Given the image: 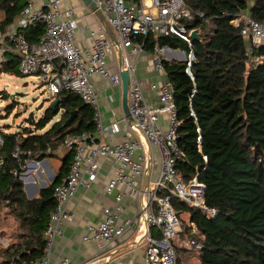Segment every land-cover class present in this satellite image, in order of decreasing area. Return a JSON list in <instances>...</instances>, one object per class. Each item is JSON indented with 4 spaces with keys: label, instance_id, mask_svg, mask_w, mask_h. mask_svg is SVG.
<instances>
[{
    "label": "trees",
    "instance_id": "16d2710c",
    "mask_svg": "<svg viewBox=\"0 0 264 264\" xmlns=\"http://www.w3.org/2000/svg\"><path fill=\"white\" fill-rule=\"evenodd\" d=\"M185 1L194 13L187 25L200 33V39L193 42L194 78L186 72L185 60L164 59L165 72L175 89L180 121L178 143L183 159L177 162V168L186 180L201 168L200 178L207 184L206 201L219 213L210 217L176 197L173 204L178 210L191 213V221L200 232L196 238L202 249H194L200 264H264V46L255 52V56L263 57L262 61L251 60L247 55L249 41L240 26L232 23L242 11H249L264 22V0ZM25 5L24 0H0L6 12L4 28ZM198 12L204 15L199 16ZM44 30L42 23L32 25L28 40L38 42ZM137 39L149 51H154L157 42L188 49L186 42L175 35L156 37L149 33ZM1 66L2 72L24 76L15 56ZM55 96L42 117L33 121L34 129L23 127L18 132H6L0 127L4 138L0 147V210L4 205L9 207L17 228L16 241L0 248V264H12L16 254L32 259L44 255L45 231L57 203L54 187L69 172L73 151L54 182L31 199L14 170L25 171L23 166L30 158L51 155L48 148L54 151L68 135L96 130L93 110L78 95L64 90ZM51 121V127L37 133ZM199 135L202 151L198 148ZM17 145L22 151L20 159L13 156Z\"/></svg>",
    "mask_w": 264,
    "mask_h": 264
},
{
    "label": "built area",
    "instance_id": "2783aa9c",
    "mask_svg": "<svg viewBox=\"0 0 264 264\" xmlns=\"http://www.w3.org/2000/svg\"><path fill=\"white\" fill-rule=\"evenodd\" d=\"M103 11L116 37L123 47L124 68L130 72L128 104L134 124L127 123L124 138L118 141L105 140L104 136L121 130L117 121L105 123L100 100L95 90L92 76H103L115 86L122 87L121 72L109 67L110 56L116 44L105 27L98 21L89 27L91 43L82 46L77 41L79 18L74 7L64 0H45L39 7L34 0H26L17 19L0 32V64L8 60L10 48L19 55V70L24 75L37 74L44 80L53 95L68 90L78 95L93 110L94 132L68 135L62 146L73 151V160L67 175L54 187L56 207L51 212L45 231L44 255L37 259L16 254L12 264H52L51 252L55 238L62 233V223L71 221L75 212L71 202L81 187L90 188L97 179L100 157L110 158L117 164L106 181L105 190L113 197L112 206H105L102 217L88 225L85 239L98 246L96 263L108 258L116 251V243L129 230H134L138 238L146 242V264H179L175 240L182 231L183 223L179 210L173 204L176 197L191 207L198 208L210 217L218 215L217 208L206 201L207 184L200 178L201 168L186 180L177 168L183 159V151L178 143V109L175 103V89L167 79L160 86L159 105L151 106L144 95V87L139 80L136 67L130 62L132 49L136 53L144 51V42L139 36L154 33L156 37L175 35L188 45L185 50L186 72L193 76L191 67L196 61L194 38L187 21L193 18V11L185 0H94ZM203 16L202 12H198ZM42 23L44 33L36 43L28 40L27 32L32 25ZM240 26L242 35L249 41L247 55L251 60L262 61L255 56L258 48L264 46V22L255 19L245 11L239 12L232 20ZM197 30V29H196ZM167 48L158 42L154 50V64L165 71L164 59ZM194 78V76H193ZM194 92L196 89L193 90ZM167 113L168 123L163 125L161 113ZM195 116V112L192 111ZM141 128L149 142L159 149L162 169L153 183L144 191L145 202L133 217H123L124 198L131 195L138 198L142 192L139 178L146 173L144 141L136 129ZM200 128L198 127V131ZM137 133V135H136ZM19 135H17L18 139ZM4 138L0 134V147ZM198 148L202 151V136H198ZM48 150L52 152V148ZM22 151L17 145L13 156L20 159ZM207 160V156L204 155ZM3 162L0 158V164ZM27 163L23 166L26 167ZM14 175L22 179L24 171L14 170ZM158 230V235L153 233ZM5 236H0V244L7 245ZM185 246L197 251L202 244L196 238H189ZM29 252V251H28ZM55 264H74L70 258L62 257Z\"/></svg>",
    "mask_w": 264,
    "mask_h": 264
},
{
    "label": "crops",
    "instance_id": "0c3cea01",
    "mask_svg": "<svg viewBox=\"0 0 264 264\" xmlns=\"http://www.w3.org/2000/svg\"><path fill=\"white\" fill-rule=\"evenodd\" d=\"M24 1L26 2V0ZM34 1L39 7L43 6L45 2V0ZM64 2L66 5L74 7L76 15L79 18V29L76 33L78 43L82 46L89 45L91 43L89 27H95L99 21L98 18L92 10L86 6L83 0H64ZM246 13L250 14L249 11H246ZM5 18V9L0 6V32L7 27L4 28ZM136 40L138 41V39ZM164 46L167 48L165 59L185 60V50L173 48L168 45ZM121 52V49L116 44L115 50L111 54L109 60V67L112 71L121 72V66H124V60H122L121 63ZM129 52L130 62L136 67L137 76L144 87V95L147 102L151 106H158L160 86L168 79L166 72L158 70L155 67L154 51L144 49L143 52L136 53L132 49H129ZM13 56L17 57L19 60L18 52L10 48L7 58L10 59ZM92 80L94 81L95 90L100 100L104 122L109 124L117 121L121 127L120 131L114 132L111 135L107 134L104 136V139L111 141L123 139L124 131L128 126L126 121L130 123V120L124 111L122 87L111 84L110 81L98 74L93 75ZM55 97L56 96H54L51 101H53ZM58 118L59 116L56 117V119ZM4 120L5 119H0V122L3 123ZM34 120L32 119V121H30V125L28 124L23 127H31L34 129ZM160 120L163 125H166L168 123L167 113H161ZM53 122L54 121H51L44 129L38 130L37 133H43L51 127ZM5 125V127L1 128L6 132L20 131H14L8 123ZM143 141L147 162V171L139 178V184L143 192L139 194L137 199L131 195H127L124 198L125 210L122 212L123 217H133L136 215L139 208L145 202L144 190L153 183L162 169L159 149L150 142L146 140ZM69 152L70 150L65 146L59 145L57 149L52 151L51 155H47L43 158L28 159L22 180L25 193L29 199L39 196L43 188L54 182L61 166L64 161L67 160L66 158H68ZM99 160L101 166L97 179L92 183L90 188L81 187L71 202V208L75 212V217L71 221H64L62 223V233L56 236L52 246V264H55L56 261L62 257L70 258L74 264H90L89 262L97 256V244L92 240L85 239V235L88 232V225L97 222L102 217L104 207L112 206L113 204V197L106 193L105 185L109 174L117 167L115 161L110 158L100 157ZM3 208H8L9 210V207L4 205L0 210V217L4 211ZM179 214L183 223L182 231L175 240L179 255V263L200 264L198 252L185 246V241L187 239L199 237L200 232L195 223L191 221L190 212L179 210ZM1 221L2 220H0V223ZM13 223L16 227L15 219ZM3 227H5V225L2 224L0 236H5L8 243L5 246L0 244V248H7L16 241V235L8 233L7 229ZM153 233L158 235V230L153 229ZM141 239L142 238H138L136 231H127L121 239L117 241L115 252H110L107 254L109 256L108 258H102L93 264H146V242Z\"/></svg>",
    "mask_w": 264,
    "mask_h": 264
},
{
    "label": "rangeland",
    "instance_id": "374dc122",
    "mask_svg": "<svg viewBox=\"0 0 264 264\" xmlns=\"http://www.w3.org/2000/svg\"><path fill=\"white\" fill-rule=\"evenodd\" d=\"M54 96L40 75L20 76L1 72L0 119L5 120L0 122V127H5L8 123L14 131L22 130L32 119L38 120L42 117ZM0 220V230L3 224L8 233L16 234L17 228L13 223L14 218L10 215V209H4Z\"/></svg>",
    "mask_w": 264,
    "mask_h": 264
},
{
    "label": "water",
    "instance_id": "95a60500",
    "mask_svg": "<svg viewBox=\"0 0 264 264\" xmlns=\"http://www.w3.org/2000/svg\"><path fill=\"white\" fill-rule=\"evenodd\" d=\"M83 2L86 4V6H88L92 10V12L96 15V17L98 18L100 23L105 27V29H106L107 33L109 34L110 38L121 49V51H122L121 52V63H122V60H123V48H122V45H121L120 41L118 40V38L116 37V35H115L110 23L108 22L106 16L104 15L103 11L101 10V8L98 6V4L94 0H83ZM192 37L194 39H200L199 31L196 30V29L193 30L192 31ZM121 67H122V69H121V77H122V94H123L124 111H125L126 116L130 120V124H134V119H133V117L131 115V111H130L129 104H128V91H129V85H130V72H129L128 69H125L123 66H121ZM1 72H2V66L0 64V75H1ZM72 118H73V116H71L69 121H71ZM69 121H68V123H69ZM136 129L139 132V134L141 135L142 139L149 142V140L147 139V137L144 134L143 130L141 128H139L138 126H136ZM142 192H143V190H142Z\"/></svg>",
    "mask_w": 264,
    "mask_h": 264
},
{
    "label": "bare ground",
    "instance_id": "6f19581e",
    "mask_svg": "<svg viewBox=\"0 0 264 264\" xmlns=\"http://www.w3.org/2000/svg\"><path fill=\"white\" fill-rule=\"evenodd\" d=\"M149 1V0H148Z\"/></svg>",
    "mask_w": 264,
    "mask_h": 264
}]
</instances>
